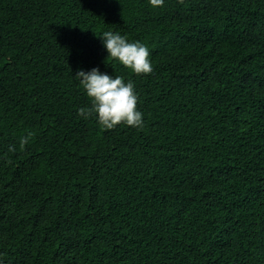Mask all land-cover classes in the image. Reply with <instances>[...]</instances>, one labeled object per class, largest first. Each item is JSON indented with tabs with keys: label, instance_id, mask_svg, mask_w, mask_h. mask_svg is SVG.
I'll use <instances>...</instances> for the list:
<instances>
[{
	"label": "trees",
	"instance_id": "1",
	"mask_svg": "<svg viewBox=\"0 0 264 264\" xmlns=\"http://www.w3.org/2000/svg\"><path fill=\"white\" fill-rule=\"evenodd\" d=\"M93 66L142 127L77 114ZM0 264H264V0H0Z\"/></svg>",
	"mask_w": 264,
	"mask_h": 264
},
{
	"label": "clouds",
	"instance_id": "2",
	"mask_svg": "<svg viewBox=\"0 0 264 264\" xmlns=\"http://www.w3.org/2000/svg\"><path fill=\"white\" fill-rule=\"evenodd\" d=\"M159 5L163 0H150ZM106 56L119 61L135 74L152 71L149 49L139 41H131L117 31H103L99 35ZM89 98V105L77 108L83 118L95 116L98 125L111 129L119 123L134 128L143 126V113L137 108L138 96L131 79L100 71L96 66L87 71L79 69L74 74ZM24 142V141H22Z\"/></svg>",
	"mask_w": 264,
	"mask_h": 264
}]
</instances>
